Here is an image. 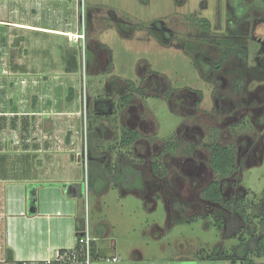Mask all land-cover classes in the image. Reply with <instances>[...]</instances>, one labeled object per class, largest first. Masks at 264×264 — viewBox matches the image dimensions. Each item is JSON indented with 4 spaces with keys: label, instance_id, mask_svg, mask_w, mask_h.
<instances>
[{
    "label": "rangeland",
    "instance_id": "rangeland-1",
    "mask_svg": "<svg viewBox=\"0 0 264 264\" xmlns=\"http://www.w3.org/2000/svg\"><path fill=\"white\" fill-rule=\"evenodd\" d=\"M31 3L16 5L29 12V23L72 33H20L25 58L47 70L67 45L79 48L80 67L58 82L23 77V113L33 94L41 101L56 89L50 100L60 115L46 113L26 127L20 118L28 116H19L14 129L0 122V152L28 154L25 161L41 181L80 184L79 223L88 219L93 227L104 215L112 226L109 252L113 241L117 252L136 247L159 259L173 250L207 255L239 245L223 237L231 213L199 198L217 180L208 146H226L238 168L221 180L223 197L247 202L250 235L264 237V0H50L37 2L42 9L34 14ZM73 108L79 115L69 119ZM67 120L78 122L69 146L58 143ZM127 130L139 134L129 146L122 144ZM53 153L61 156L54 168ZM122 171L137 176L130 187L117 180ZM124 186L132 192L124 194ZM167 214L181 223L151 239L147 226H163ZM248 236L245 231L242 240ZM245 256L264 264L254 253Z\"/></svg>",
    "mask_w": 264,
    "mask_h": 264
},
{
    "label": "crops",
    "instance_id": "crops-1",
    "mask_svg": "<svg viewBox=\"0 0 264 264\" xmlns=\"http://www.w3.org/2000/svg\"><path fill=\"white\" fill-rule=\"evenodd\" d=\"M21 1L24 0H0V76H2L0 77V122L3 125H7L10 118L14 116H28V118H20L22 125L26 124L24 126L26 127L31 125L32 121H34L32 125H35L36 121L46 113L54 116L60 114H57L58 112L52 109L50 100L56 89L52 90V94H50L51 90L49 89L48 93L43 95L44 99L41 100L42 102L33 94L30 101V110L28 109L26 113H23L22 108H26V106L22 105L21 97L24 92L23 85L27 84L26 78L23 77L43 76L42 78L44 79L47 78L46 76H54V81L58 82L61 80V78H57L58 76L76 75L79 71L80 63L78 61L79 67L77 71L71 73L66 71V52L71 49H79L67 45L60 49V55L56 62L48 64L47 70L39 67L38 60L25 58L22 50V35L20 33L40 32L50 36L62 37L66 34L70 35L72 30L39 25L36 20L29 23L27 20L29 12L23 9L22 6H16L18 5L17 3L20 5ZM25 1L32 2L28 9L30 8L31 13L34 14L42 9V6L37 2L50 0ZM57 1L64 2L65 0ZM67 26L71 27L69 24ZM11 33L16 35H10L9 38L8 35ZM45 63L43 61V65ZM54 88H57L56 84ZM66 100L68 99L66 98ZM39 103H42V108H40ZM78 112V109L73 108L68 110L65 115L70 119L77 117L79 115ZM76 126H74L72 121L64 123V126H62L64 128L63 142L58 143H62L65 146L74 144L75 137L71 129L78 131ZM77 131L76 134L79 135ZM56 141L58 139H53L51 144L55 145ZM4 143L5 145L10 144V140H4ZM70 149L67 150L70 151ZM26 156L16 157L0 152V264H11L9 259L13 263L50 259L57 250L70 249L75 244V218L81 215L82 210L79 206L83 194L81 185L76 181V183L74 181L65 183L69 179L45 181L37 179L36 169L34 167L33 169L31 168L32 166L28 164L29 159L25 158ZM13 157L19 159L17 163H12ZM49 159L53 162L54 168L56 167V162L60 161L61 156L53 153L49 155ZM129 187L124 186L122 188L124 194L132 192L128 189ZM35 191H37L39 197V203L36 208L34 206ZM97 211L100 212V209H97ZM102 216L103 218L94 221L93 227L90 226V229L93 228L91 233L95 239L93 255V261L95 262L93 264H106L103 260L112 257L117 258V262L108 264H228L222 261L195 259L194 256L199 251L192 252L191 250H188L187 253L173 250L170 255L159 259L146 258L142 251L136 247L128 252L121 250L117 252L113 241H111L112 251L109 252L107 242H109L112 233V226L105 216ZM176 223L167 214L163 226L150 223L147 226V233L151 239L159 238ZM175 245L179 246L180 241L175 242L173 249L177 248Z\"/></svg>",
    "mask_w": 264,
    "mask_h": 264
},
{
    "label": "trees",
    "instance_id": "trees-1",
    "mask_svg": "<svg viewBox=\"0 0 264 264\" xmlns=\"http://www.w3.org/2000/svg\"><path fill=\"white\" fill-rule=\"evenodd\" d=\"M12 55V54H11ZM78 53L76 49L68 50L65 54L66 61V71L68 73L75 72L78 70L79 63L77 61ZM72 90H70L71 92ZM72 93V92H71ZM68 100H71L70 93L67 96ZM17 116L10 118L9 123L11 128L14 129L16 124ZM24 124L23 126H25ZM139 139V134L133 130H127L122 136V144L125 146L132 145ZM209 150V167L216 174L217 180L209 182L204 186L200 193L199 198L208 203L218 204L223 209L231 213L232 218L227 223L226 232L223 234L225 239H238L239 245L237 247L231 248L229 252L218 251L212 252L207 255H203L202 252H196L195 259L206 260V261H222L228 264H253L247 259L245 255L248 253H254L258 258H264V237L258 236L254 238V230H249V218H248V203L244 200L239 199H224L221 190V180L232 175L236 172L238 166L236 162L235 152L226 146H220L218 144H211L208 146ZM153 171L159 173V168L154 164ZM137 176L132 177L122 171L117 180L121 182L122 185L129 186L135 182ZM80 222V217L75 218L74 229L75 233L79 230L82 223ZM182 222H187L190 224L192 220H182ZM181 223V222H179ZM218 222L216 225L218 226ZM248 229V230H247ZM249 233L248 239L250 242H254V249L249 246L250 242L248 240L243 241L244 232ZM250 244V245H249ZM243 249H247L244 252ZM247 253V254H246ZM92 255H94V244ZM94 258V256H93ZM9 263L13 264V261L9 259ZM19 264V263H15Z\"/></svg>",
    "mask_w": 264,
    "mask_h": 264
},
{
    "label": "built area",
    "instance_id": "built-area-1",
    "mask_svg": "<svg viewBox=\"0 0 264 264\" xmlns=\"http://www.w3.org/2000/svg\"><path fill=\"white\" fill-rule=\"evenodd\" d=\"M94 242L89 222L85 219L75 233V244L72 248L57 250L50 259L23 261L19 264H91L94 260L92 255ZM103 261L106 264L115 263L117 258H106Z\"/></svg>",
    "mask_w": 264,
    "mask_h": 264
},
{
    "label": "bare ground",
    "instance_id": "bare-ground-1",
    "mask_svg": "<svg viewBox=\"0 0 264 264\" xmlns=\"http://www.w3.org/2000/svg\"><path fill=\"white\" fill-rule=\"evenodd\" d=\"M68 35V34H67Z\"/></svg>",
    "mask_w": 264,
    "mask_h": 264
}]
</instances>
